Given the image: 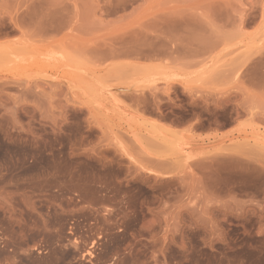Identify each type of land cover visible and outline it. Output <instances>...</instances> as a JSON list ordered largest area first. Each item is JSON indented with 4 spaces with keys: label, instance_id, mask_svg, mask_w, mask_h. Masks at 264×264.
Listing matches in <instances>:
<instances>
[{
    "label": "rangeland",
    "instance_id": "rangeland-1",
    "mask_svg": "<svg viewBox=\"0 0 264 264\" xmlns=\"http://www.w3.org/2000/svg\"><path fill=\"white\" fill-rule=\"evenodd\" d=\"M0 264H264V0H0Z\"/></svg>",
    "mask_w": 264,
    "mask_h": 264
}]
</instances>
